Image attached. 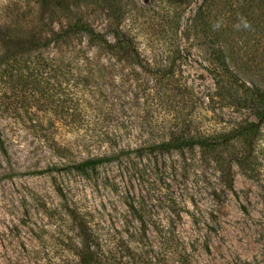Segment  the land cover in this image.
<instances>
[{"label":"rangeland","instance_id":"rangeland-1","mask_svg":"<svg viewBox=\"0 0 264 264\" xmlns=\"http://www.w3.org/2000/svg\"><path fill=\"white\" fill-rule=\"evenodd\" d=\"M43 1L0 0V21L50 39L51 57L83 50L102 65L101 86L84 91L57 72L0 84V264H264V136L254 177L232 159L240 148H217L223 170L200 146L153 150L172 133L255 119L214 96L212 43L192 24L204 0L180 10L177 33L161 1ZM219 2L214 43L242 81L264 88V26H255L264 22L250 0ZM79 19L101 32L120 22L137 56L120 59L80 35L56 40Z\"/></svg>","mask_w":264,"mask_h":264},{"label":"trees","instance_id":"trees-1","mask_svg":"<svg viewBox=\"0 0 264 264\" xmlns=\"http://www.w3.org/2000/svg\"><path fill=\"white\" fill-rule=\"evenodd\" d=\"M146 1L153 5L157 1L165 2L167 7L173 10V13L169 12L173 15L174 24L172 23L171 26L173 33H177L176 31H178L181 24L183 14L180 10L196 2V0ZM43 2L44 4H50L46 0ZM219 3V0H204L192 22L197 29V33L212 43L211 55L214 64L217 66L212 70L215 81L214 96H216L219 104L246 110L255 119L239 121L210 134L184 135L172 133L169 140L154 145L153 150L160 149L163 152H170L171 150L200 146L213 155L214 160L223 170V152L221 154L217 148H240L237 152H233L232 159L248 176L254 177L258 173L257 166L259 165V155L261 154L264 136V88L242 81L231 68L228 56L222 46L214 43L217 39L210 33L213 29L211 15L213 8L218 7ZM241 5H243L242 2ZM250 5H255L256 11L254 13L257 14V18L264 22V0H250ZM230 9H232L231 6ZM246 15L251 16L248 13ZM260 22L255 23L257 28L264 26V23L261 24ZM6 28L8 27L0 21V84L6 83L4 85H8L9 88H13L12 86L15 85H28L33 81L32 77H43L44 74L48 77L52 72H57L64 76L66 81H73L84 91L94 92V89L101 86L98 79L94 77V71L100 72L102 65L95 63L83 50L76 48L73 50L72 55L68 57H51L45 53L50 39L44 37H40L39 40L35 37L27 38L24 35H16L13 30ZM108 34L113 36V41L109 39ZM55 35L56 40L59 41L60 39L63 42L78 35L85 36L91 47L110 53L120 59L133 58L138 53L135 39L123 28L120 22L110 25L107 32H101L85 20L79 19L74 23H70L66 29H62L60 33H55ZM213 44L216 46H213ZM72 67L80 70H83L81 69L83 67L87 74L83 76H80V74V77L74 78L71 71ZM32 73L34 75H30ZM7 80L13 85L7 83ZM214 96L212 95V98ZM0 142L3 145L1 130ZM237 144H239V147H236ZM108 161H111V157L92 158L76 164L75 168L83 171Z\"/></svg>","mask_w":264,"mask_h":264}]
</instances>
